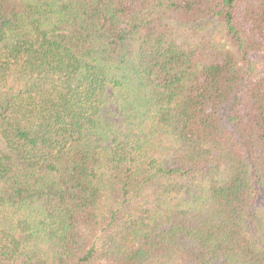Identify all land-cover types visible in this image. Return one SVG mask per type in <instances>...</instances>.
Listing matches in <instances>:
<instances>
[{"label":"trees","instance_id":"1","mask_svg":"<svg viewBox=\"0 0 264 264\" xmlns=\"http://www.w3.org/2000/svg\"><path fill=\"white\" fill-rule=\"evenodd\" d=\"M0 264H264V0H0Z\"/></svg>","mask_w":264,"mask_h":264}]
</instances>
